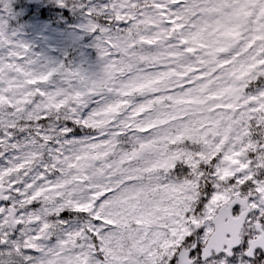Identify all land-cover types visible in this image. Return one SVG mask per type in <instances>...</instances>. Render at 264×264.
I'll use <instances>...</instances> for the list:
<instances>
[{
  "label": "snow or ice",
  "instance_id": "6c2138e0",
  "mask_svg": "<svg viewBox=\"0 0 264 264\" xmlns=\"http://www.w3.org/2000/svg\"><path fill=\"white\" fill-rule=\"evenodd\" d=\"M45 2L96 60L0 29V264H264V0Z\"/></svg>",
  "mask_w": 264,
  "mask_h": 264
},
{
  "label": "rangeland",
  "instance_id": "374dc122",
  "mask_svg": "<svg viewBox=\"0 0 264 264\" xmlns=\"http://www.w3.org/2000/svg\"><path fill=\"white\" fill-rule=\"evenodd\" d=\"M4 2L5 0H0V29H3L14 43L29 45L34 57L50 61L62 60L67 52L69 58L77 63L87 61L85 66L95 62V51L85 46L86 40H81L79 45L73 43V37L77 33L76 25L79 23L76 14L69 11L64 17L62 13L57 12L53 15L57 20H53L34 13L25 26L21 22L19 12L25 10L26 0H7L10 12L3 7ZM45 5L49 6V2L39 4L36 9ZM51 8L56 10L54 5ZM73 131L79 133L77 138L84 135L78 127L73 128Z\"/></svg>",
  "mask_w": 264,
  "mask_h": 264
}]
</instances>
